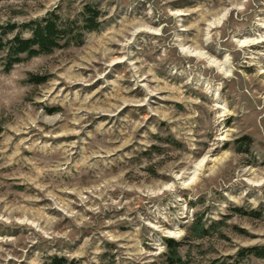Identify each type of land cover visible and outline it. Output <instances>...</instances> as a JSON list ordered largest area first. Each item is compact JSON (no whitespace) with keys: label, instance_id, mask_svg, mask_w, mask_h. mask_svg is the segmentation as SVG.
Here are the masks:
<instances>
[{"label":"rangeland","instance_id":"obj_1","mask_svg":"<svg viewBox=\"0 0 264 264\" xmlns=\"http://www.w3.org/2000/svg\"><path fill=\"white\" fill-rule=\"evenodd\" d=\"M49 13L81 42L0 57V264H264V0L0 1Z\"/></svg>","mask_w":264,"mask_h":264},{"label":"trees","instance_id":"obj_2","mask_svg":"<svg viewBox=\"0 0 264 264\" xmlns=\"http://www.w3.org/2000/svg\"><path fill=\"white\" fill-rule=\"evenodd\" d=\"M99 15V11L95 8L89 5L85 6L84 11L80 14L83 24L82 29L85 31L98 29L97 19ZM75 23L76 20L62 22L58 15L49 13L42 20L32 22L28 26L30 28V36L28 38L21 37L19 34L6 38L7 34L12 30V25L8 28L0 25V57L2 56L1 53H5L3 58L5 63L4 70L8 72L13 65L25 59L40 54H48L55 49L66 47L73 43H80L82 34L72 35ZM30 80L32 83L40 84L45 81V78L31 76ZM192 230L197 238H202L208 234V230L203 225L194 226ZM164 242L166 246V264H182L178 253L180 242H176L173 239H164ZM251 251L255 255H262L258 248ZM51 260L54 264H61V261H63L54 257Z\"/></svg>","mask_w":264,"mask_h":264},{"label":"bare ground","instance_id":"obj_3","mask_svg":"<svg viewBox=\"0 0 264 264\" xmlns=\"http://www.w3.org/2000/svg\"><path fill=\"white\" fill-rule=\"evenodd\" d=\"M261 41H264V39L263 40H261ZM258 42V41H257ZM213 62V61H212ZM217 63V62H216ZM215 66H217V68H218V70L220 71V72H223V73H227V71L228 70H226V64L225 63H221V64H216ZM199 166V165H198ZM200 167V166H199ZM196 170H198L197 168H195V170H194V173H193V175H192V177L190 178L191 179V181H193L194 180V177H195V175H196Z\"/></svg>","mask_w":264,"mask_h":264}]
</instances>
